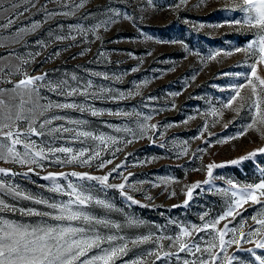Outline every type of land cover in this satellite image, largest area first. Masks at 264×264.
<instances>
[{
	"label": "rangeland",
	"instance_id": "obj_1",
	"mask_svg": "<svg viewBox=\"0 0 264 264\" xmlns=\"http://www.w3.org/2000/svg\"><path fill=\"white\" fill-rule=\"evenodd\" d=\"M14 2L17 0H0L7 9L0 11V22H6L14 11L23 12L28 7L27 0H18L20 7L12 9ZM234 2L187 0V4L177 10L175 6L179 0H86L84 7L77 10L74 5L63 7L59 0H37V7L16 17L10 28H0V89H11L26 75L36 77L46 73L47 79L38 81V86L65 79L75 85L76 82L71 80L75 75L81 86L90 80L94 90L112 89V96L118 97L123 92L126 97L87 101L103 110L98 116L71 109H52L48 115H67L81 124L55 121L53 126L65 124L73 132L63 133L59 139L47 130L42 137H30L38 144L70 147L76 153L86 149L85 157L98 153V158H93L90 165L54 163L51 160L55 157H52L40 161L43 168L33 165L35 172L27 177L0 174V181L17 186L35 198L59 203L66 202L69 197L50 192L48 188L52 181L42 177L50 172L65 173L57 183L63 187L69 183L82 186L94 198L89 209L91 214L111 222L108 227L97 226L101 235L117 238L106 241L102 247L127 244L126 254L118 255L114 264H133V261L138 264H184L185 260H195L199 264L201 258L208 259L209 251L219 255L216 264H228L230 257H235L232 264H260V259H264V248H257L255 244L264 240V227L252 218L264 219V196L256 190L253 195L259 203L253 204L251 199L245 203L239 193L246 185L259 183L264 178L261 176L264 153L257 152L255 157L240 164L229 162L264 148V122L254 106L241 108L239 96L231 106L225 107V104L235 94L234 86L241 83L245 87L240 90V96L248 102L258 99L252 94V86L245 76L253 80L260 93L264 86L252 76L249 65L255 63L256 75L264 78V64L257 63L258 48L255 57L244 51L235 52V48H245L256 36L253 32L239 31V25H232L234 18H244L238 10H225L233 9ZM74 3L79 4L80 0H74ZM40 5H46L49 12L74 14L48 18L43 10L38 11ZM110 10L119 11L120 16L107 31L101 28L86 36L76 31L108 19L112 15ZM125 15L133 17L134 22L125 19ZM36 22L39 26L33 29ZM146 35L152 39H146ZM65 36L69 38L57 39ZM226 50L232 55H225ZM215 53L219 55L211 58ZM92 73L106 74L108 78ZM39 92L44 97L41 104L71 102L73 99L78 103L85 102L80 96L66 100L47 87H39ZM3 98L8 99V96ZM143 116L151 117L145 122L149 129L143 138L126 147L124 143L113 144L107 139H132L124 129H137V121ZM250 123L252 128L247 129ZM152 124L158 125V129H151ZM21 127L27 130L28 125ZM116 128L121 131H115ZM245 130V135H239ZM76 131L91 132L96 137H103L104 141L83 136L73 139ZM153 136L154 139L150 138ZM161 143L164 147H160ZM17 147L23 152L22 145ZM117 148L123 150L116 151ZM67 155L57 154L60 159ZM109 160L111 163H106ZM102 161L105 166L98 167ZM209 164L219 165L212 169L211 177L208 176ZM116 165L121 167L112 172ZM0 168L19 174L28 171V166L3 160H0ZM71 172L96 177L109 175L107 184L125 183L126 195L121 196L119 189L101 185L97 180H81L68 175ZM205 180L209 183H203ZM189 189L191 197L188 196ZM233 191L237 192L235 197ZM127 195L137 203L128 200ZM0 198L17 209L51 211L46 205L17 199L3 192H0ZM95 199L111 203L113 208L108 210L95 205ZM230 205L235 208L232 216L215 223ZM0 216L25 224L47 219L22 216L19 211L0 213ZM129 220L136 223L129 224ZM213 223L215 227L205 228V224ZM225 224L236 231H229L224 239L230 240L234 236L239 243H233L221 252L220 230ZM181 229L189 234L184 235ZM252 229L258 231L247 240L240 239L241 232L247 234ZM145 236L149 239L139 242ZM177 236L190 246L193 243L200 245L202 252H196L195 248H192L195 255L179 251V244L174 240ZM133 240L137 243L132 244ZM209 242L215 243L216 247L210 248ZM165 253L170 255L165 256ZM92 254L102 253L94 249L89 253ZM209 264H212L210 260Z\"/></svg>",
	"mask_w": 264,
	"mask_h": 264
},
{
	"label": "snow or ice",
	"instance_id": "obj_2",
	"mask_svg": "<svg viewBox=\"0 0 264 264\" xmlns=\"http://www.w3.org/2000/svg\"><path fill=\"white\" fill-rule=\"evenodd\" d=\"M57 2V0H53ZM63 7L72 8L73 5L75 9H80L84 7L86 0H80L79 4H75L74 0L71 3L66 2V0H59ZM151 2V0H149ZM204 2V0H201ZM28 7L24 8L23 12L14 11L12 15L6 20V22H0V28H10L15 22V18L18 16H23L29 8L37 7V0H27ZM187 0H179V3L176 4V9L178 10L181 6L186 5ZM20 7L18 0L11 5L12 9H18ZM199 7V5H197ZM39 10H43L48 18H52L57 15H70L74 14L73 12H64V13H55L49 12L46 5H40ZM228 10H238L244 14L243 19H233L232 25H239V31H249L253 32L256 36V39L251 41L246 45L245 48L237 47L235 52L244 51L250 53L253 57L257 55L258 48V59L257 63L264 64V0H235L233 9ZM0 11H7L4 8L3 4H0ZM112 15L101 22L96 23L91 28H78L76 31L82 35H87L89 32L93 34L96 33L97 29L103 28L105 31L108 30L109 26L117 23L116 17L120 16L119 11L110 10ZM125 19L133 20L134 18L125 15ZM39 26V22L33 23L32 28L35 29ZM21 29L20 31H23ZM68 36L57 37V39H68ZM75 36H72L71 39L75 40ZM146 39H152L150 36H145ZM97 39L100 37L97 35ZM174 43V41H173ZM150 54V53H149ZM225 55H232L231 51L226 50ZM83 55V52L80 53ZM100 55H103L102 53ZM219 55V53L213 54L211 58ZM251 69V74L255 80L259 81L261 86H264V78H261L256 75V64L249 65ZM135 69H133L134 71ZM26 75V74H25ZM92 75H104V78L107 79L106 74L92 73ZM47 79V74H42L40 76L31 77L27 76L24 79H20L14 84L11 89H0V160L18 163L21 166H28V171L26 173H13L11 169L0 168V174L3 175H24L28 176L29 173H34L36 167L43 168V164L40 163L41 160H50V158L55 157L51 162L60 163V164H72L79 162L81 165L91 163L93 158H98V153H90L85 157L86 149H82L79 153L74 152L70 147L60 146L52 147L49 144H38L35 140L31 139V136H44L45 130L47 133L52 135L54 138L59 139L63 133H72L73 129L65 127V124H59L53 126L55 121H65L66 123L71 124H81L79 120H73L67 115L52 114L48 115L52 109H71L77 112L90 113L92 116H98L103 114V110L95 108L92 104L87 103L89 100H98V99H118L126 98L124 97L123 92L120 95L112 96V89L101 88L99 90H94L92 82L89 80L82 86L79 83L78 78L73 75L71 80L76 82L75 85H71L67 79L62 81H50L45 85H37L38 81H44ZM117 80L119 77L116 78ZM248 84L252 86V94L257 96L258 99L255 101L248 102L244 97L240 96V90L245 87L244 83L237 84L234 86L233 91L234 95H231L225 107L231 106L233 101L240 97L241 108L247 106L255 107V109L260 112L261 120L264 122V87L261 88V92L257 93L256 85L253 80H249L245 76ZM39 87H47L50 92H54L56 95L63 96L67 100L68 98H74L77 96L83 97V103H78L73 99L71 102H51L47 104H41V100L44 97H41L39 92ZM138 94V93H137ZM4 96H8V99H4ZM27 97L25 99L24 97ZM151 99V97L149 98ZM17 100L19 101L17 103ZM238 111V110H237ZM114 115H121V113H109ZM124 115H132L124 113ZM135 115L140 116V113ZM151 119L150 116H143L142 120L137 121V129L127 128L124 131L132 135V139L126 141H117L112 137H108L113 144L115 143H124L125 147L133 144L138 138H143L147 133L149 126L145 123L147 120ZM253 123H255V118H253ZM27 124V130H24L21 125ZM151 129H158V125H150ZM252 124L247 125V129H251ZM115 131H121L120 128H116ZM245 131H241L239 135H245ZM80 136L92 139H100L104 141L103 137H96L91 132L88 131H76L73 139H78ZM154 139L153 137H150ZM23 147V152L18 150L17 146ZM160 147H164V144L161 143ZM123 149L117 148L116 151H122ZM186 151V150H185ZM257 152L264 153V148L256 149L252 152L247 153L245 156H241L238 159L232 160L229 163L236 165L240 164L242 161L253 158L256 156ZM58 153L69 154L64 159H60L57 156ZM131 155V153H128ZM106 163H111L107 161ZM105 162H101L98 167L103 168ZM121 165H116L112 172H115ZM219 167L216 164L207 165L208 176H212V169ZM39 175V173H36ZM73 177H79L81 180H97L101 185H106L107 187L116 188L120 190L121 196H125V183L118 185L107 184L109 180V175L103 176H91L88 173H77L71 172L68 174ZM129 175H132L129 173ZM65 173H48L43 176L42 179L52 181L51 187L48 188L50 192L61 193L67 195L69 198L66 202H50L45 199H38L30 194L23 193L17 186L12 184H7L4 181H0V192L6 193L9 196H13L17 199L32 200L36 204L46 205L51 211H38L32 208H20L17 209L15 205H10L6 201L0 198V213L4 212H17L19 211L22 216H38L42 218L40 222L34 224H25L17 221H12L4 219L3 216H0V264H114L115 258L118 255L126 254L127 244L120 245L119 247L109 246L108 248H103L102 244L106 241L111 242L117 239L113 235L103 236L97 229L98 225H103L108 227L111 225L110 221L100 219L97 216L91 214L90 206H92L94 198L88 192H86L82 186H76L69 183L66 187L61 186L57 183V180L61 177H64ZM261 176L264 177V169H261ZM127 180V177H124ZM203 183H209L208 180H205ZM231 183V181H229ZM233 188L236 185H232ZM259 190V194L264 196V178L256 184H248L243 189L240 190L239 195L243 198L246 203L248 199L252 200L253 204L259 203L257 197L253 193ZM192 191L188 190V196L191 197ZM232 195L235 197L237 192L233 191ZM126 198L132 203H137L131 195H127ZM188 201H185L187 204ZM235 203H238L235 202ZM95 205L102 206L105 209L111 210L113 205L104 200L95 199ZM235 211V208L231 205L228 210L219 217L215 222L218 223L219 220L226 219L228 216H232V213ZM233 220L235 216L232 217ZM203 219V218H202ZM256 220L257 223L264 227V219L257 220L256 217L252 218ZM129 224H134L136 221L129 220ZM213 224H205V228L215 227ZM119 228L120 225H114ZM194 228L196 226H193ZM231 231L235 233L236 229H229L228 224L224 225V229L220 230V250L221 252L224 249L233 244L239 243L233 236V239L225 240L224 236ZM256 229L250 230L247 234L241 232L240 239L247 240L248 237H251ZM181 232L184 235L189 233L185 229H181ZM120 239H123L121 237ZM149 237H141L139 242L147 241ZM163 239V238H161ZM172 239V238H169ZM175 242L179 244V251H187L193 255L192 248H195L196 252H202L200 245L193 243L191 246L187 242H181L180 237L177 236L174 238ZM137 241L133 240L132 244H136ZM172 246V245H169ZM210 248H215V243L209 242ZM255 247L264 248V240L256 242ZM99 250L102 254L96 255L89 253L93 250ZM207 251V250H204ZM248 251H251L249 249ZM157 258L159 259V255ZM170 255V253H165V256ZM203 255V253H202ZM208 259L201 258L199 264H209V260L212 264H216L219 260V255L208 252ZM235 257H230L228 264H232V260ZM257 259H260L257 257ZM133 264H138V262L133 261ZM154 264V262H153ZM184 264H197L194 260L189 262L184 261ZM260 264H264V259H260Z\"/></svg>",
	"mask_w": 264,
	"mask_h": 264
}]
</instances>
